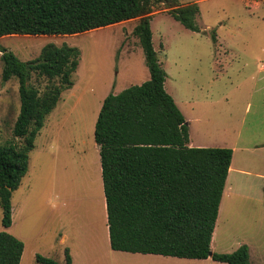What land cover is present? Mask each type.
<instances>
[{"label":"rangeland","instance_id":"374dc122","mask_svg":"<svg viewBox=\"0 0 264 264\" xmlns=\"http://www.w3.org/2000/svg\"><path fill=\"white\" fill-rule=\"evenodd\" d=\"M192 2L199 7L197 31L169 13ZM149 14L152 43L166 72L169 94L182 109V101L194 95L215 101L211 103L212 122L199 123L194 135L217 136L232 127L240 130L243 143L264 145V70L260 68L264 63V0H153ZM137 22L138 18H132L75 34L0 37V45L21 61L36 58L47 43L80 50L73 87L62 93L44 119L28 154L27 171L12 193L8 227L2 225L0 207V231L24 243L19 264L34 263L37 253L62 264L66 248L72 264H228L210 257L119 251L109 245L93 130L105 94L149 78L143 49L133 33ZM213 35L218 40L213 41ZM1 70L0 60V145L21 144L24 139L12 134L20 106L18 79L12 76L3 81ZM31 81L40 90L46 83L35 76ZM232 200L240 217L233 219L227 213L221 225L227 247H236L242 232L254 229V212L260 207L257 201ZM231 203L225 194V212ZM250 263L259 264L254 256Z\"/></svg>","mask_w":264,"mask_h":264},{"label":"trees","instance_id":"16d2710c","mask_svg":"<svg viewBox=\"0 0 264 264\" xmlns=\"http://www.w3.org/2000/svg\"><path fill=\"white\" fill-rule=\"evenodd\" d=\"M153 0H0V37L11 34H75L138 18L133 33L143 49L149 78L101 104L93 136L98 145L109 245L114 250L193 259L211 257L250 264L246 244L227 253L210 242L232 157L228 147L188 146V126L165 90L166 72L152 43ZM185 27L198 30L196 2L169 10ZM215 41V35L212 36ZM3 81L18 79L19 112L12 134L23 143L0 145L2 225L11 224V196L27 171L28 154L45 117L69 89L80 50L45 44L21 61L0 45ZM46 81L43 90L31 78ZM24 243L0 231V264H19ZM65 249L62 264H71ZM32 264H60L35 254Z\"/></svg>","mask_w":264,"mask_h":264},{"label":"crops","instance_id":"0c3cea01","mask_svg":"<svg viewBox=\"0 0 264 264\" xmlns=\"http://www.w3.org/2000/svg\"><path fill=\"white\" fill-rule=\"evenodd\" d=\"M217 45L220 44L217 43ZM217 45H214V50L217 49ZM263 64H261L260 67L262 70H264ZM72 87L73 84L70 88ZM164 88L166 91H168L166 89V78L164 81ZM62 93L60 99H62L63 97ZM107 94H105L100 99L98 105L99 109L101 107L104 97ZM60 99L57 102H59ZM174 102L176 103L177 107L183 114L188 126V141H187L188 146L228 147L232 149L231 162L225 179L224 188L222 191V195L218 207V213L211 236V242H210L211 252L227 253V252H231L232 250H235L241 244H246L249 253V263L251 256H254L255 260L259 264H264V145H256V144L247 145L246 143H243L245 141H243V137L240 133V130L232 127L231 128L227 127L226 129L224 128L225 129L224 134L217 136L203 137V136L194 135V131L197 130L196 127L198 126L199 123L205 124L212 122V119L215 116L213 115L215 111L214 108L211 107V103L212 102L214 103L215 101H213L212 98H209L206 95L205 96L194 95L192 97L185 98L182 101V105L185 109H182L178 105L176 100H174ZM190 107H192L193 109ZM195 108H197L200 111L194 110ZM207 108H211L213 112L210 113L209 111H207ZM96 146L98 148L97 144ZM253 154H256V156L250 157V155ZM258 154L260 157L258 156ZM99 169L101 172V164ZM225 194L231 198V202H232L229 207V210H226L227 212H225V208L223 207L222 204L223 197ZM237 197L245 198L246 200L257 201L260 207L259 209H256V212H254L256 214V217L254 218L256 222L254 229L252 228L253 230L251 229L250 232H242L243 234L235 242L236 247L234 246L227 247L226 245L227 238L224 233H221V225L223 222H224L223 225H225V220H226L225 218L227 217V213L233 219L240 217V214L238 213V208L232 200V198H237ZM11 215H12V206H11ZM107 238L109 241L108 225H107Z\"/></svg>","mask_w":264,"mask_h":264},{"label":"built area","instance_id":"2783aa9c","mask_svg":"<svg viewBox=\"0 0 264 264\" xmlns=\"http://www.w3.org/2000/svg\"><path fill=\"white\" fill-rule=\"evenodd\" d=\"M263 68H264V64H263Z\"/></svg>","mask_w":264,"mask_h":264}]
</instances>
